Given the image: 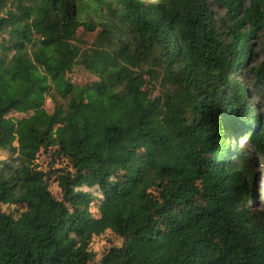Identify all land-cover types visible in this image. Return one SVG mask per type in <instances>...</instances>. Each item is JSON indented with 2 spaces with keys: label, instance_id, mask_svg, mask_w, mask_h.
I'll return each mask as SVG.
<instances>
[{
  "label": "trees",
  "instance_id": "16d2710c",
  "mask_svg": "<svg viewBox=\"0 0 264 264\" xmlns=\"http://www.w3.org/2000/svg\"><path fill=\"white\" fill-rule=\"evenodd\" d=\"M213 4L217 19L208 0H0V202L26 207L0 210V264H93L109 229L123 243L97 264H264V212L250 205L264 0ZM77 67L97 80L73 84ZM239 138L248 151L232 149ZM42 153L70 161L60 198Z\"/></svg>",
  "mask_w": 264,
  "mask_h": 264
},
{
  "label": "rangeland",
  "instance_id": "374dc122",
  "mask_svg": "<svg viewBox=\"0 0 264 264\" xmlns=\"http://www.w3.org/2000/svg\"><path fill=\"white\" fill-rule=\"evenodd\" d=\"M211 4V9L215 15V18L217 19L219 15H222L223 12L221 10H218L214 4L213 0H208ZM78 38L84 39V41H93L94 35L88 34L84 32L83 29L78 31ZM1 40V37H0ZM264 42V31H260L257 33V41L255 43L257 44V55L254 58V60H251L250 67L251 66H257V64H261L264 61V53L258 52L259 49V43L261 44ZM249 68V67H248ZM247 68V69H248ZM247 69L242 70L238 69L236 70V79L237 81H241L240 74L244 73L245 76H247V85L250 87V89L254 90V79L253 76L248 74ZM69 79L71 82L75 85H86L90 84L97 79L86 72L85 70L77 67L72 73L69 74ZM257 91V90H256ZM254 100L253 103L262 102V100L258 96H254L251 98ZM45 108L49 111H52L54 109V105L52 102L51 97H48L45 103ZM251 109L256 113L257 109H255L254 104L251 105ZM260 111L262 112V108H260ZM28 116V114H12L11 117L14 119H22L24 117ZM232 149L238 150L239 148L243 150L248 149V143L244 142L243 138H239L237 143H231ZM248 151V150H247ZM249 155V152H247ZM53 153H42L38 156L37 163L40 165V168L49 173V176L46 178V183L48 184L50 191L58 198L61 196V192L58 188L57 184V177L66 171H71V164L70 161L67 158L61 157H53ZM9 155L4 152H0V163L2 161L7 160ZM253 172L255 174V180L252 183V198L250 200V205L253 208H256L258 210H261L264 212V164L262 162L256 161L253 164ZM83 190H89L87 188H83ZM94 193L95 196H97L100 200V202H94L92 206L90 207L91 212L96 216L99 217V207L100 203L102 201V197L98 193L96 189L90 190ZM159 190L156 189L154 191V195H158ZM0 210L4 213L10 214L15 219H19L21 214L26 211V207L20 205L19 203H1L0 202ZM123 243V239L119 237L114 229H109L106 232H104L101 235L95 236L92 239V242L90 244V251L95 255V259L93 261V264L99 263V261L102 259V257L105 255V253L112 247L116 246L119 247Z\"/></svg>",
  "mask_w": 264,
  "mask_h": 264
}]
</instances>
